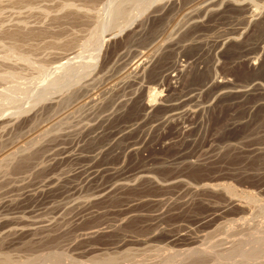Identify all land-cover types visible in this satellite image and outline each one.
Segmentation results:
<instances>
[{"label":"rangeland","instance_id":"obj_1","mask_svg":"<svg viewBox=\"0 0 264 264\" xmlns=\"http://www.w3.org/2000/svg\"><path fill=\"white\" fill-rule=\"evenodd\" d=\"M263 100L264 0H0V264H264Z\"/></svg>","mask_w":264,"mask_h":264},{"label":"bare ground","instance_id":"obj_2","mask_svg":"<svg viewBox=\"0 0 264 264\" xmlns=\"http://www.w3.org/2000/svg\"><path fill=\"white\" fill-rule=\"evenodd\" d=\"M208 7V6H207ZM209 7H211V6H209ZM194 17V16H193ZM75 18V17H74ZM197 23V22H196ZM198 24H199V22H198ZM18 33V32H17ZM19 34V33H18ZM18 34H16L15 36H18ZM12 35V34H11ZM10 35V36H11ZM9 36V35H8ZM12 37H14V36H12ZM226 38H228V37H225V38H223V40H221V41H219V43H221V42H223ZM181 39V38H180ZM185 40V39H184ZM164 41V40H163ZM180 41V40H179ZM178 40H169L167 43H164L165 44V47H167L168 49H170V48H172L173 49V47L174 48H176L175 46H179L180 45V43L181 42H179ZM186 41V40H185ZM216 43H218V42H216ZM215 42H214V46H216V47H214V49H218V45L219 44H216ZM182 44V43H181ZM183 44H185L184 43V41H183ZM182 44V45H183ZM189 44V43H188ZM218 46V47H217ZM161 47V46H160ZM180 47V46H179ZM185 47V46H184ZM182 48V47H181ZM171 49V50H172ZM201 50H203V49H201ZM200 50V51H201ZM178 51H179V49H178ZM183 51V50H182ZM185 51V50H184ZM186 53V52H185ZM200 55H201V53H200ZM187 57H189V59H190V61H188V63H192V64H195V65H199L201 62H202V59H201V57L198 55V53L197 54H191V55H187ZM146 59V58H145ZM145 59H143L142 60V58H140V59H138L134 64H135V66H134V68L133 69H138V67L140 66V67H142L143 65H145V64H147L148 62H150V61H148V60H145ZM154 59V58H153ZM150 60H151V58H150ZM154 63V62H153ZM151 64V63H150ZM178 65V64H177ZM180 65V64H179ZM177 68V66L175 65V68L174 69H176ZM210 80H212V78L210 79ZM220 82H222L223 83V86L224 87H228V82H227V80L226 79H223V80H220ZM253 86L255 87V88H258V86H257V83H253ZM253 89V87L251 88V87H241V88H231V89H224L222 92H224V93H235V94H238V95H244V94H246V93H248L250 90H252ZM152 97L151 98H149L147 101H148V103H147V105L146 106H150L151 104V102H152ZM261 104H264V100L261 102ZM94 107V106H93ZM180 111H178V112H176V113H179ZM171 115H173V114H171ZM232 124V123H231ZM26 145V144H25ZM22 148V147H21ZM260 150V149H259ZM258 150V151H259ZM4 152V151H3ZM11 154V153H10ZM5 162V161H4ZM26 163V162H25ZM86 171H87V177H90V176H92L93 174H95L96 173V171H97V169L94 167V166H88L87 168H86ZM150 173V171L149 170H142V171H140L138 174H140V173ZM141 176H142V174H140ZM147 175V174H146ZM145 176V175H144ZM151 176V175H150ZM148 177H149V175H148ZM175 177V176H174ZM173 177V178H174ZM176 178V177H175ZM174 178V179H175ZM122 180V178L121 177H119V179H117V180ZM179 179H181V178H179ZM116 180V181H117ZM173 180V179H172ZM176 180V179H175ZM175 180H173L174 182H175ZM172 182V181H171ZM176 182H177V180H176ZM181 182H183V181H181ZM117 183V182H116ZM118 183H120V184H122L121 182H118ZM179 183V182H178ZM50 184H51V182H47V183H45V184H43V186H47V187H49L50 186ZM115 184V183H114ZM119 184V185H120ZM222 183H220V182H218V181H216V180H214V182H203V183H198V185H200L199 187L201 188L200 190H202V188L204 189V188H208V189H211V192H212V190H214V188L215 189H225L222 185H221ZM118 185V184H117ZM112 186V185H111ZM115 186H116V184H115ZM194 186H195V184H194ZM193 186V187H194ZM197 186V185H196ZM191 187H192V185H191ZM192 187V188H193ZM111 188V187H110ZM189 189V188H188ZM191 189V188H190ZM197 190H198V188H197ZM200 190H198V191H200ZM217 191V190H216ZM219 191V190H218ZM221 191H223V190H221ZM246 193V192H245ZM260 193V192H259ZM231 195V194H230ZM226 196V195H225ZM228 196H229V194H228ZM238 196H240V195H238ZM252 198H253V196L252 195H247V196H241V197H234L233 198V196L232 197H229L228 198V203H233V204H238L241 208H242V211H243V213H246V212H250L251 210V207H250V203H251V200H252ZM227 204V203H226ZM225 204V205H226ZM255 204V203H254ZM229 207V206H228ZM219 208V207H218ZM220 208H222V207H220ZM255 209V208H254ZM131 211V210H130ZM220 211V210H219ZM159 212V211H158ZM217 213V212H216ZM126 214V213H125ZM131 214H132V212H131ZM154 214V213H153ZM150 215H152V214H150ZM212 215H213V213H212ZM219 217V216H218ZM248 218V217H247ZM120 219H122V218H120ZM124 219V218H123ZM237 219V218H236ZM240 219H241V217H240ZM243 220V219H242ZM241 221V220H240ZM244 221V220H243ZM238 222V221H237ZM256 222V221H255ZM117 223V222H116ZM220 224V223H219ZM229 224V223H228ZM117 225V224H116ZM115 225V223L113 224V225H103V226H101L100 224L99 225H93V226H91V227H87V229L85 228L81 233H80V239H78V240H81L82 242H87L91 237H93L94 235H96V234H99V232H105V231H107V232H109L110 230H113L114 229V226H116ZM218 225V224H217ZM231 225V224H230ZM41 226V225H40ZM40 226H37L36 227V225L34 226V227H30L28 230H30V231H34V230H36V229H38V227L40 228ZM45 227L47 226V225H44ZM118 226V225H117ZM240 226V225H239ZM258 226V225H257ZM42 227V226H41ZM222 227V226H221ZM231 227V226H230ZM241 227V226H240ZM255 227V226H254ZM253 227V228H254ZM14 228V231L15 232H17V231H19L20 232V230L22 229V228H15V227H13ZM113 228V229H112ZM256 228V227H255ZM259 228V227H258ZM261 228V227H260ZM46 229V228H45ZM236 229V228H235ZM257 229V228H256ZM6 230H8V229H6ZM220 230V229H219ZM251 230V229H250ZM259 230V229H258ZM1 231V230H0ZM12 231V230H11ZM227 232V231H226ZM230 232V231H229ZM256 232V231H255ZM249 233H251V232H249ZM253 233H254V230H253ZM244 235V234H243ZM255 235V234H254ZM253 235V236H254ZM257 235V234H256ZM178 237V236H177ZM231 237V236H230ZM252 237V236H251ZM258 237V236H257ZM262 237V236H261ZM49 238V237H48ZM79 238V237H78ZM241 238V237H240ZM249 238V237H248ZM259 238V237H258ZM225 239V238H224ZM244 239V238H243ZM246 239V238H245ZM231 240V239H230ZM264 240V239H263ZM238 241H240V240H238ZM254 241H258V240H256V239H254L253 240V242ZM74 243V242H73ZM207 243V242H206ZM237 243H239V242H237ZM261 243H262V241H261ZM260 243V244H261ZM241 244V243H240ZM245 244V243H244ZM248 244V243H247ZM246 244V245H247ZM253 244V243H252ZM255 244V243H254ZM208 245V244H207ZM219 245V244H218ZM221 245V244H220ZM234 245V244H233ZM250 245H251V243H250ZM200 246V245H199ZM213 246V245H212ZM242 246H243V244H242ZM245 246V245H244ZM243 246V247H244ZM257 246V245H256ZM262 246V245H261ZM197 246H191V247H187V248H185V251H184V253L185 252H187V254H189V253H193V252H196L197 251V249L199 248H196ZM242 247V248H243ZM248 247V246H247ZM253 247V246H252ZM260 247V246H259ZM263 247H264V245H263ZM263 247H261V248H263ZM238 248V247H237ZM241 248V249H242ZM199 249H201V248H199ZM243 249H245V248H243ZM249 249V248H248ZM258 249V248H257ZM202 250V249H201ZM246 250V249H245ZM254 250V249H253ZM259 250V249H258ZM257 250V251H258ZM261 250V249H260ZM200 251V250H199ZM205 251H207V250H205ZM209 252V251H208ZM212 252V251H211ZM237 252V251H236ZM239 252V251H238ZM249 252V251H248ZM254 252V251H253ZM125 253V252H124ZM129 253V252H128ZM168 253V252H167ZM180 253H182L181 251H180ZM179 253V254H180ZM198 253V252H197ZM205 253V252H204ZM127 254V253H126ZM207 254V253H206ZM206 254H205V256H206ZM222 254V253H221ZM251 254V253H250ZM255 254V253H254ZM123 255V254H122ZM129 255V254H128ZM182 255V254H181ZM191 255V254H190ZM193 255V254H192ZM208 255V254H207ZM211 255V254H210ZM213 255V254H212ZM234 255H235V253H234ZM258 255V254H257ZM264 255V254H263ZM1 256V255H0ZM6 256V255H5ZM50 256V255H49ZM104 256V255H103ZM107 257H108V255H106ZM105 256V258H103L102 257V259H106L107 257ZM111 256L112 255H110V257H109V261H110V258H111ZM124 256V255H123ZM122 256V257H123ZM186 256V255H185ZM215 256V255H214ZM230 256V255H229ZM238 256V255H237ZM251 256V255H250ZM255 257H256V255H254ZM261 256V255H260ZM260 256H259V258H260ZM3 256H1V258H2ZM95 257V256H94ZM93 257V258H94ZM101 257V256H100ZM129 257V256H128ZM150 257V256H149ZM166 257V256H165ZM174 257V256H173ZM190 257V256H189ZM202 257V256H201ZM207 257V256H206ZM233 257V256H232ZM5 258V257H4ZM99 257H97L96 259H98ZM113 258H114V256H113ZM115 258H116V256H115ZM118 258V257H117ZM126 258V257H125ZM190 258H193V260H191V261H194V260H198V259H200V256H199V254L198 255H194V256H192V257H190ZM204 258V257H203ZM219 258V257H218ZM235 258V257H234ZM3 259V258H2ZM1 259V260H2ZM95 259V258H94ZM101 258H99L98 260L100 261V263H101V260H100ZM127 259V258H126ZM175 259V258H174ZM49 260V259H48ZM47 260V262H49ZM93 260V259H92ZM140 260V259H139ZM218 260V259H217ZM3 262H4V260H2ZM5 261H6V258H5ZM46 261V260H45ZM51 261V260H50ZM99 261H97V262H99ZM107 262H108V259L106 260ZM116 261V260H115ZM145 261V260H144ZM167 261V260H166ZM202 261V260H201ZM222 261V260H221ZM234 261H236V260H234ZM93 263L95 262V261H92ZM91 262V263H92ZM96 262V263H97ZM112 264L114 263V260L113 259H111V261H110ZM128 262V261H127ZM196 262V261H195ZM217 262V261H216ZM50 263V262H49ZM81 263V262H80ZM104 263H106L105 262V260H104V262H103V264ZM118 263V262H117ZM193 263V262H192ZM74 264V263H73ZM110 264V263H109ZM172 264V263H171Z\"/></svg>","mask_w":264,"mask_h":264}]
</instances>
